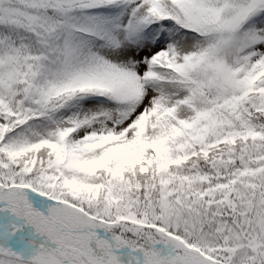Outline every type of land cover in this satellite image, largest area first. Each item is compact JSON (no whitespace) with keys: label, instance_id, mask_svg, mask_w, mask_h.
<instances>
[{"label":"snow or ice","instance_id":"obj_1","mask_svg":"<svg viewBox=\"0 0 264 264\" xmlns=\"http://www.w3.org/2000/svg\"><path fill=\"white\" fill-rule=\"evenodd\" d=\"M0 264H264V0H0Z\"/></svg>","mask_w":264,"mask_h":264}]
</instances>
